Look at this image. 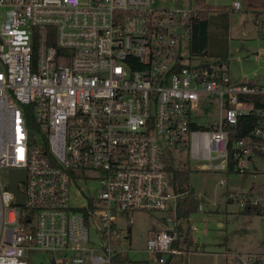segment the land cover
I'll return each mask as SVG.
<instances>
[{
  "label": "built area",
  "instance_id": "1",
  "mask_svg": "<svg viewBox=\"0 0 264 264\" xmlns=\"http://www.w3.org/2000/svg\"><path fill=\"white\" fill-rule=\"evenodd\" d=\"M197 17V5L154 0H0V264H33L37 253L49 264H111L127 251L117 211L171 213L146 251L156 264L186 263L196 226L178 218L188 191L176 190L169 164L246 174L264 161V105L252 99L264 85L184 62ZM251 113L250 134L232 140ZM11 169L24 170L23 204ZM229 199L264 223V178ZM226 258L264 264V241Z\"/></svg>",
  "mask_w": 264,
  "mask_h": 264
},
{
  "label": "rangeland",
  "instance_id": "2",
  "mask_svg": "<svg viewBox=\"0 0 264 264\" xmlns=\"http://www.w3.org/2000/svg\"><path fill=\"white\" fill-rule=\"evenodd\" d=\"M228 1V0H222ZM196 0H154V6L159 8H190L196 5ZM242 22L249 19L243 15L234 16ZM238 20V19H236ZM215 29L210 32L209 54L193 55L190 46L186 44L184 62L190 65L209 63L219 68L217 56L225 46L218 41ZM243 41L240 39L233 42L231 54L228 59L230 73L233 79L239 81L240 78L253 73L256 69L253 55L245 56L237 60L238 56L245 53ZM230 60V62H229ZM252 77H254V74ZM263 82V80H257ZM215 114L207 116L198 115L195 120L204 123L206 120L214 121ZM187 162V163H186ZM185 165L190 170L189 184L191 190L197 195L199 202L208 204L205 209L191 214L190 218L183 219L181 223L184 227L196 226V230H190V238L195 240L193 253L189 255L188 264H227L230 259L226 254L232 253H259L262 251L264 241V223L261 217L255 213L244 210L241 203L231 201L230 194L238 195L244 186H250L253 181H259V177H254L253 172L263 170L264 161H257V164L250 166V173L239 174L236 172L223 173L220 171L201 170V163L194 159H185ZM177 166H182L175 162ZM263 175V174H262ZM222 178H226L225 185L220 183ZM77 184L86 189L88 184L77 181ZM91 185V184H90ZM78 190L73 186V191ZM81 200V197L79 198ZM175 218L168 212H146V211H117L115 213V224L121 232H125L128 238L121 244L124 247L125 256L132 262H152L147 250V240L151 236L171 226L169 220ZM59 258V255H57ZM51 255L37 253L34 255L33 264H49ZM176 264H183L180 260ZM187 264V263H184Z\"/></svg>",
  "mask_w": 264,
  "mask_h": 264
},
{
  "label": "trees",
  "instance_id": "3",
  "mask_svg": "<svg viewBox=\"0 0 264 264\" xmlns=\"http://www.w3.org/2000/svg\"><path fill=\"white\" fill-rule=\"evenodd\" d=\"M198 8V17L194 22V30L191 39V53L193 55H201L204 53L209 54V39L211 27L213 25L210 12L215 10L220 12V19L225 26L228 25L229 12L227 11L228 6H217L213 7L206 4L205 0H196ZM243 6L246 10L254 11L257 14L260 10H264V0H243ZM224 55L218 54L217 56ZM258 107L264 105V96H253ZM256 113L244 115L240 118L237 130L232 135V140H237L243 136H248L256 123ZM260 153H263L260 151ZM170 173L172 174V180L176 185V190L188 191V194L180 201L178 205V218H189L191 214L198 212V195L191 190L189 184L190 170L186 165L175 166L174 163H170L168 166ZM250 213H255L253 210H246ZM111 264H147L144 262H132L127 256L123 254H116L111 261Z\"/></svg>",
  "mask_w": 264,
  "mask_h": 264
},
{
  "label": "crops",
  "instance_id": "4",
  "mask_svg": "<svg viewBox=\"0 0 264 264\" xmlns=\"http://www.w3.org/2000/svg\"><path fill=\"white\" fill-rule=\"evenodd\" d=\"M236 0H228V1H222V0H205L206 4H209L213 7L217 6H228V12H229V20L228 25L225 26L222 20L220 19V12H217L215 10L210 12V16L213 21V25L211 27V30L213 28L215 29L216 34L218 35V41L221 42L223 46L226 47V49H222L220 54L221 59H218L219 61L218 66H220L229 76L233 79V76H231L230 73V64H228V59L231 54L232 45L233 42L237 39L243 41L244 47H245V53L241 56H238L237 60L243 59L245 56L253 55L255 58V65L256 69L253 73H247L244 77L240 78L239 81L247 78L251 80L255 84L264 85V10H260V13L257 14L254 11L246 10L243 6V0H240L242 2V8L236 9L234 7V2ZM242 14L243 17H247L249 19L250 15L253 17L252 19L248 20V22H242L239 20V18H235L234 16L237 14ZM238 19V20H236ZM191 46V45H190ZM207 54V53H206ZM230 62V60H229ZM254 74V77H252ZM263 80V82H258L257 80ZM236 81L235 79H233ZM257 161H263L261 159H256L255 163L252 164V166L257 164ZM260 172L261 181H263L264 176L262 175L263 170H256ZM252 173V172H248ZM245 187V186H244ZM243 187V188H244ZM190 247L194 248L195 240L190 239ZM180 261V260H179ZM179 261H172L170 264H176ZM188 261L186 263L188 264ZM174 262V263H173Z\"/></svg>",
  "mask_w": 264,
  "mask_h": 264
},
{
  "label": "water",
  "instance_id": "5",
  "mask_svg": "<svg viewBox=\"0 0 264 264\" xmlns=\"http://www.w3.org/2000/svg\"><path fill=\"white\" fill-rule=\"evenodd\" d=\"M9 183H8V188L13 191V193L16 196V202L18 204H23V196L19 193L18 188H17V183L21 181L24 178V170L23 169H11L9 171Z\"/></svg>",
  "mask_w": 264,
  "mask_h": 264
}]
</instances>
